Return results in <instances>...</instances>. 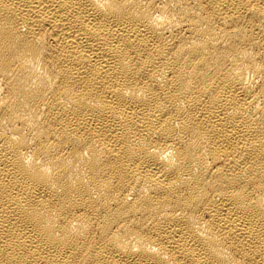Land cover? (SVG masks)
I'll return each mask as SVG.
<instances>
[{"label": "bare ground", "instance_id": "obj_1", "mask_svg": "<svg viewBox=\"0 0 264 264\" xmlns=\"http://www.w3.org/2000/svg\"><path fill=\"white\" fill-rule=\"evenodd\" d=\"M0 264H264V0H0Z\"/></svg>", "mask_w": 264, "mask_h": 264}]
</instances>
